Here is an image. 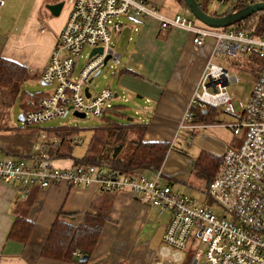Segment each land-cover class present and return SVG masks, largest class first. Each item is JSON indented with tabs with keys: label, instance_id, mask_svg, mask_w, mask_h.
<instances>
[{
	"label": "built area",
	"instance_id": "obj_1",
	"mask_svg": "<svg viewBox=\"0 0 264 264\" xmlns=\"http://www.w3.org/2000/svg\"><path fill=\"white\" fill-rule=\"evenodd\" d=\"M62 1L64 6H70L68 18L41 74L42 82L50 89L40 100L30 103L23 112V123L38 125L64 118L71 111L98 118L105 115L112 106L114 92L104 88L92 93L90 85L92 77L108 61L120 63L113 37L122 31L121 16L155 17L162 29H186L197 46L213 37L215 46L200 82L201 92L195 93L185 119L193 117L194 107L206 104L222 105L234 117L229 126L238 143L223 153L208 185V195L218 208L182 193L165 182L160 171L149 178L141 173L121 172L106 163L59 167L47 152L50 143L58 144V138L51 140L45 131L39 134L40 141L29 157L0 159L1 180L19 189L35 185L47 188L64 182L69 186H95L101 192H131L159 213L169 212L170 220L152 264H186L188 249L193 252L190 264H264V66L249 96L242 98L238 85L244 77L214 61L226 54L264 55V35L242 27L198 24L184 14L168 17L147 0ZM206 1L209 0H198L201 7ZM217 1L230 4L233 10L264 2ZM5 5L6 0H0V14ZM88 47L90 51L85 54ZM98 47L103 52L92 53ZM83 57L86 61L79 67ZM74 141L81 139L75 136ZM75 254L83 256L78 251Z\"/></svg>",
	"mask_w": 264,
	"mask_h": 264
},
{
	"label": "crops",
	"instance_id": "obj_2",
	"mask_svg": "<svg viewBox=\"0 0 264 264\" xmlns=\"http://www.w3.org/2000/svg\"><path fill=\"white\" fill-rule=\"evenodd\" d=\"M147 1L158 7L165 16L180 14L177 8H169L171 0ZM174 1L182 7L178 0ZM43 3L45 0L35 3L22 31L12 36L15 50H10L0 38V57L26 65L29 79H36L46 85L41 80V74L68 18L70 6L66 4L59 15L51 13L41 21L38 8ZM126 17L127 21L121 20L123 28L113 44L114 50L120 55L119 66L113 74L119 92L110 87L105 88L114 92L113 98L120 99V104H111L123 106L120 110L125 115L121 117L127 122L118 124L130 135L126 133V140L123 143L117 141L112 150L109 147L106 151L100 148L101 158L125 159L133 149L129 147L125 151V142L133 144L140 138L144 141L170 142L171 147L160 170L162 179L193 197L185 193L183 187L191 183L193 174H198L194 167L199 156L207 152L221 159L229 147L238 143V138L229 126L234 117L222 105L194 107L208 112L204 121L194 120V117L185 119L195 93L201 92L200 82L212 58L215 39L209 37L203 45L197 46L192 33L186 29H162L155 17ZM104 121L112 122L107 118ZM36 126L37 129L16 126H13L15 130L1 129L0 159L29 157L35 152L34 147L40 141L39 134L42 131L47 132L51 140L56 136L59 144L62 136L57 133L58 129L69 128L44 126V123ZM107 128L99 127L98 130L105 133ZM78 132L72 137V155L82 158L90 148L95 131L82 156L75 154L77 143L74 138L79 136ZM101 141L108 144L105 136ZM58 144L50 143L48 149H55ZM52 158L62 168L74 165L70 157ZM134 173L154 178L157 172L139 170ZM199 176L207 182L204 176ZM105 202L108 207L107 220L87 261H82L75 252L76 260L71 261L42 254L57 219L79 225L85 213L96 212ZM170 216L169 212L159 213L131 192H101L95 186H69L64 182L47 188L35 185L19 189L0 178V264H152ZM18 217L33 223L26 242L10 236Z\"/></svg>",
	"mask_w": 264,
	"mask_h": 264
},
{
	"label": "trees",
	"instance_id": "obj_3",
	"mask_svg": "<svg viewBox=\"0 0 264 264\" xmlns=\"http://www.w3.org/2000/svg\"><path fill=\"white\" fill-rule=\"evenodd\" d=\"M178 1L191 12L190 7L187 5L185 0ZM202 8L203 10L207 11L205 6H202ZM243 8L244 7L236 8L234 10L230 9L229 11L220 15H225L231 11L236 12ZM229 26H235L236 28L242 27L244 29L253 31L257 35H264V10L248 14L242 19L234 21L225 27ZM236 62L241 65V61L238 60ZM263 66V61L257 64L256 67L253 63L252 70L255 72V77H258ZM28 79L29 73L26 65L9 58L0 57V130L16 129V127H12L3 122L2 116L4 104H10L19 100L24 112L30 107V103L40 100L45 95L40 91L30 93L24 90L23 84ZM122 108V105H112L107 109L105 115L102 118H107L112 122H105V126L111 128L119 126L118 122L109 114L117 116L125 115V113L120 110ZM193 110L194 120H206V115H208V112L199 108ZM18 128L37 129L38 127L36 125L23 124ZM98 128L95 129L92 142L96 139L97 134L99 133ZM76 132L77 129L72 127H61L60 130L58 129L57 133L62 136V141L55 149H48L47 152L49 156L70 157L73 159L75 165L107 163L111 167L124 173H134L139 170H152L159 172L171 147L170 142L167 141H144L140 138L133 141L132 152L127 158L121 159L114 157L112 159H104L101 158V156H96L94 153H92L91 142L87 153L82 158H76L72 155L74 146L71 143L73 140L72 137L74 134H76ZM219 163V158L214 157L207 152H203L197 159L194 168L199 175H202L207 179V185H209L218 170ZM107 209L108 207L105 202V204L101 205L96 212L85 213L84 218L79 225H73L57 219L51 228L42 254L45 257L64 261L76 260L73 254L76 251H80L83 255L90 256L97 244L103 225L107 220ZM32 229V222L25 218L18 217L11 230L10 236L11 238L13 237L21 240L22 242H26L31 235ZM192 256L193 252L190 249L187 254L186 264L190 262Z\"/></svg>",
	"mask_w": 264,
	"mask_h": 264
},
{
	"label": "rangeland",
	"instance_id": "obj_4",
	"mask_svg": "<svg viewBox=\"0 0 264 264\" xmlns=\"http://www.w3.org/2000/svg\"><path fill=\"white\" fill-rule=\"evenodd\" d=\"M38 0H6V5L2 9L0 14V38L6 42L7 47L10 50H15L16 46L13 44L14 40L12 36L15 34H19L22 31L23 25L25 21L28 19L29 15L32 12L33 6ZM56 0H45V4L47 2H53ZM43 3L39 9V18L41 21H44L45 16H50L51 12L47 7H45ZM169 8L171 10H175L180 12V14H184L190 18H192L196 23L202 24L199 19H197L184 5L182 7L176 5L174 0H171L169 3ZM178 6V7H177ZM67 7V6H66ZM205 7L208 13L210 14H223L230 10V4L228 3H220L217 0H209L205 2ZM166 8V9H169ZM66 10V9H64ZM165 10V8L163 9ZM120 20L127 21V17L121 16ZM17 28V30L15 29ZM115 34L113 37V44L115 42L116 36ZM12 43V44H9ZM90 51L88 47L85 50V54ZM241 61V65L238 64L236 61ZM86 58H82L80 60L79 67H82L83 63H85ZM214 61L224 64L231 72L238 74L241 77H244V81L239 83L238 85V92L242 98H246L249 96L252 87L254 85L255 80V72L252 70L253 63L255 67L257 64L264 62V55L256 54V53H248L247 55H232L226 54L214 59ZM245 64V65H244ZM119 65L112 62L111 60L108 61L107 65L103 68L102 73L96 76L91 83L90 91L95 93L103 90L105 87H110L111 89L118 91L116 80L114 77V72L118 68ZM259 76V75H258ZM23 89L28 92H36V91H48L50 86L43 85L40 81L36 79L30 78L23 84ZM229 91H232V86L229 87ZM120 99L113 98V104H120ZM236 103V102H235ZM23 112L21 107V102L17 100L16 102H12L10 104L3 105V122L7 123L10 126H22L24 123L19 120L20 114ZM113 117L118 123H126L127 121L124 120L123 117L109 114ZM130 117V116H129ZM44 126H68L79 130L78 134L79 137L83 140L80 142H76L75 154L78 156H82L85 153L86 148L88 147L92 132L95 131L98 127H108L105 126V121L102 118L95 117L91 114L85 117H78L71 111L68 116L64 118H57L44 123ZM108 131L105 133L103 131H99L97 134L96 139L92 142L91 149L92 153L96 156H102V153L99 152L100 148H105V151L108 150V147L112 148L116 145L117 141L123 143L126 140V133L130 135L125 128L121 125L118 127H108ZM105 136L107 138L108 144L103 143L101 138ZM122 139V140H121ZM125 151L132 147L133 144L129 142H125ZM104 150V149H103ZM102 151V150H101ZM129 155H127L128 157ZM126 157V158H127ZM184 192L192 195L198 203H206L214 208H218V204L209 197L208 195V185L206 180L200 178L198 174L192 175V181L189 185L183 187ZM188 251H190L188 249ZM192 259L190 260V262ZM190 262L188 264H190Z\"/></svg>",
	"mask_w": 264,
	"mask_h": 264
},
{
	"label": "water",
	"instance_id": "obj_5",
	"mask_svg": "<svg viewBox=\"0 0 264 264\" xmlns=\"http://www.w3.org/2000/svg\"><path fill=\"white\" fill-rule=\"evenodd\" d=\"M185 2L190 7L192 14L197 19H199V21H201L202 23H204L208 26H212V27H225V26L230 25L234 21H238V20L242 19L243 17H245L248 14L264 10V2H261V3H257V4L247 5L243 9L236 11V12L231 11L225 15H220V14L214 15V14H210L207 11L203 10V8L201 7L198 0H185ZM63 6H64V1L46 4L47 9H49L53 15H59L61 13V10L63 9ZM96 51L99 53H102L103 48L102 47L94 48L92 50V53H95ZM109 58H110V55H108L105 58V60H104L105 64L107 63ZM102 70L103 69H100L97 71L95 76L92 77L91 82H93V80L96 76H98L99 74L102 73ZM75 115L78 117H85L84 113L75 112ZM19 120L22 122L24 121L23 113L20 114ZM86 259H88V255H83L81 257L82 261H84Z\"/></svg>",
	"mask_w": 264,
	"mask_h": 264
}]
</instances>
